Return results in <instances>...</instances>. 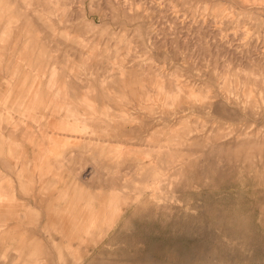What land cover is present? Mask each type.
<instances>
[{
  "label": "rangeland",
  "instance_id": "rangeland-1",
  "mask_svg": "<svg viewBox=\"0 0 264 264\" xmlns=\"http://www.w3.org/2000/svg\"><path fill=\"white\" fill-rule=\"evenodd\" d=\"M0 264H264V0H0Z\"/></svg>",
  "mask_w": 264,
  "mask_h": 264
},
{
  "label": "crops",
  "instance_id": "crops-1",
  "mask_svg": "<svg viewBox=\"0 0 264 264\" xmlns=\"http://www.w3.org/2000/svg\"><path fill=\"white\" fill-rule=\"evenodd\" d=\"M45 97H43V98H37L38 100H41V99H44ZM29 105H31V104H29ZM28 107V106H27ZM49 140H53V136H49ZM64 194H66V197H67V199L65 200V206H67V205H72L74 208H73V210H75L76 212H79L80 211V209L82 208V205H81V200H82V198L84 197V196H86L87 195V193H85V194H69V192H68V190H67V188H65V190H63V194H62V196L64 195ZM65 206H63V208L65 207ZM62 208V209H63ZM76 218V217H75Z\"/></svg>",
  "mask_w": 264,
  "mask_h": 264
}]
</instances>
